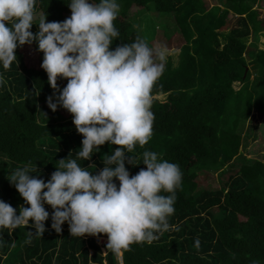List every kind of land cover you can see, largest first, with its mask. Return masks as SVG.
I'll list each match as a JSON object with an SVG mask.
<instances>
[{
    "label": "trees",
    "instance_id": "obj_1",
    "mask_svg": "<svg viewBox=\"0 0 264 264\" xmlns=\"http://www.w3.org/2000/svg\"><path fill=\"white\" fill-rule=\"evenodd\" d=\"M69 3L37 0L35 22L45 14L48 22L64 21L71 15ZM118 3L120 13L113 23L120 35L110 50L137 37L154 46L156 21L161 22L153 16L156 13L172 19L184 42L176 59L167 58L152 89L153 135L146 145L126 153L136 165H125L130 176L146 169L145 150L178 164L183 177L175 212L169 218L170 229L158 239L122 250L121 264H264V163L245 164L243 158L223 186L216 180V186L203 184L208 174L221 178L237 167L232 163L240 157L241 131L253 112L264 114V50L244 42L251 31L256 40L264 33L259 18L264 0H218L224 10L202 0ZM229 13L234 20L227 18ZM149 25L153 32L147 31ZM164 31L167 35L166 27ZM15 53L18 62L9 69L0 67V200L19 214V207L28 205L9 182L11 174L29 167L37 169L32 175L47 182L60 159H77L83 137L67 110L58 106L53 112L47 107L53 90L41 68L43 53L37 43L20 46ZM252 70L256 73L251 80ZM99 147L90 160L77 159L83 167L95 165L89 168L93 174L102 170L103 160L118 146L106 142ZM45 209L46 230L30 243L25 241L28 231H35L31 227L21 226L11 234L0 229V264H120L107 244H96L95 238L108 239L106 234L71 236L67 222L57 233L51 228L52 209L46 204Z\"/></svg>",
    "mask_w": 264,
    "mask_h": 264
},
{
    "label": "clouds",
    "instance_id": "obj_2",
    "mask_svg": "<svg viewBox=\"0 0 264 264\" xmlns=\"http://www.w3.org/2000/svg\"><path fill=\"white\" fill-rule=\"evenodd\" d=\"M36 2L0 0V67L9 69L18 62L15 50L35 41L53 90L47 107L67 110L83 137L77 159L90 160L106 142L118 147L96 174L89 170L95 165L86 168L77 159H60L47 182L32 175L37 169L17 168L9 182L28 206L19 207L17 214L0 200V229L11 234L31 227L35 231H28L25 241L30 243L46 230V204L57 233L67 222L71 236L106 234L107 248L117 254L133 243H151L170 229L183 173L178 164L145 150L146 169L130 176L125 165L136 164L126 153L153 135L152 89L165 70L168 48L137 37L110 50L120 35L113 23L120 13L118 0H70V17L47 23L46 14L35 22ZM33 24L39 28L36 34L30 30ZM58 78L67 80L62 90Z\"/></svg>",
    "mask_w": 264,
    "mask_h": 264
},
{
    "label": "rangeland",
    "instance_id": "obj_3",
    "mask_svg": "<svg viewBox=\"0 0 264 264\" xmlns=\"http://www.w3.org/2000/svg\"><path fill=\"white\" fill-rule=\"evenodd\" d=\"M208 3V7H212L215 5H218L221 7L222 10H224V6L221 5V3H218V0H202ZM134 11V9H132ZM139 10V9H138ZM38 16V15H36ZM154 17L157 19L161 18V22L157 23V19H154L156 21V33L154 36V45L160 44L164 45L168 48L169 55L167 58L169 59H176L180 47L184 44L182 38L180 37L179 33L177 30L174 29L173 27V21L170 18L163 17L164 15H159V14H153ZM161 16V17H160ZM70 16H65V19ZM38 17H36L37 19ZM40 18V17H39ZM228 19L230 18L231 20H234L235 18L232 16V14L229 13V16L227 17ZM260 20L264 21V13L261 12L260 14ZM47 23L48 21L45 20ZM232 23L236 24L235 21ZM138 29L144 28V26L141 24L140 25H134ZM164 27H166L168 34H165ZM149 29L147 30L148 32H153V28L151 25L148 27ZM152 28V29H151ZM39 31L38 25L36 26V30L34 31L33 34H36ZM264 33L259 34L258 40L255 39L254 33L251 31L248 38L244 40L246 42V45L253 46L255 44L256 48L259 50H264ZM168 36V37H167ZM144 37H147V32ZM152 42V41H151ZM223 44V42L221 43ZM252 68L248 66V70H251ZM253 71V75L251 76V80L254 79L255 77V71ZM67 80L63 79L59 82L58 88L62 90L64 86H66ZM235 89L240 88V84L235 83L233 86ZM158 99L160 100H165L164 95H159ZM55 102V100H54ZM241 147H240V157H236L235 160L233 161L232 165L237 166L233 167L232 170L229 173L224 174L223 176H218L216 174H208L205 182L203 184L211 183L210 185L216 186L215 180L217 184L219 183V186H223V183H226V181L229 178V175L231 174H236V172L239 170V165L243 164L241 159L244 158L245 164L247 163H252L253 161H261L264 163V114H258L253 112L247 123L245 124L243 130L241 131ZM247 161V163H246ZM203 187L200 186V190ZM96 244L99 246H104L105 244L108 243V239L106 238H95ZM103 250V249H102ZM104 251V250H103ZM121 252L116 254V260L121 264Z\"/></svg>",
    "mask_w": 264,
    "mask_h": 264
},
{
    "label": "water",
    "instance_id": "obj_4",
    "mask_svg": "<svg viewBox=\"0 0 264 264\" xmlns=\"http://www.w3.org/2000/svg\"><path fill=\"white\" fill-rule=\"evenodd\" d=\"M245 71L247 72V69Z\"/></svg>",
    "mask_w": 264,
    "mask_h": 264
}]
</instances>
